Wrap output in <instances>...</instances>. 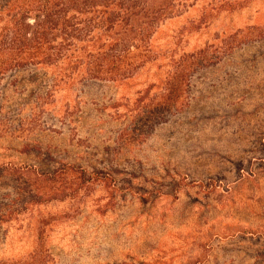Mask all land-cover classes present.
I'll use <instances>...</instances> for the list:
<instances>
[{
  "label": "rangeland",
  "instance_id": "1",
  "mask_svg": "<svg viewBox=\"0 0 264 264\" xmlns=\"http://www.w3.org/2000/svg\"><path fill=\"white\" fill-rule=\"evenodd\" d=\"M211 2L222 9L208 28L194 24L181 52L215 48L225 30L243 29L245 44L199 67L156 127L157 90H143L167 61L122 87L61 90L44 68L1 76L0 264H264V0L200 6ZM200 8L166 29L198 21ZM70 164L108 180L81 186L61 172ZM56 170L60 182L39 178ZM37 176L74 197L26 206L32 194L18 189Z\"/></svg>",
  "mask_w": 264,
  "mask_h": 264
},
{
  "label": "trees",
  "instance_id": "2",
  "mask_svg": "<svg viewBox=\"0 0 264 264\" xmlns=\"http://www.w3.org/2000/svg\"><path fill=\"white\" fill-rule=\"evenodd\" d=\"M200 1L0 0V78L24 69L44 68L54 74L56 83H60L53 82L51 86H59L61 90L87 80L114 82L122 87L131 83L145 67L158 65L162 68L167 61L170 66L163 74L162 70L154 74L157 83L147 84L143 90L146 94L157 90L147 117L156 127L179 111L192 74L199 67L217 62L228 53L223 50L237 47L236 38L245 44L248 33L243 29L225 30L215 48L181 52L194 24L208 28L222 9L216 2L200 6ZM197 5L201 7L198 21L193 19L177 30L166 29L167 24ZM176 55H180L178 59ZM51 91L57 92L52 88ZM47 95L50 96V92ZM37 101L44 105L42 97ZM48 103L45 99V104ZM147 109V105L142 104L139 116ZM0 113L3 115L2 110ZM65 166L61 172L77 177L81 186L108 180L107 175L88 172L80 165ZM58 176L56 170L54 174H40L39 178L60 182ZM39 178L37 176L35 182L26 180L27 187L18 189L19 195L22 191L32 194L31 199L23 201L26 206L74 197L77 190L69 185L43 186Z\"/></svg>",
  "mask_w": 264,
  "mask_h": 264
}]
</instances>
